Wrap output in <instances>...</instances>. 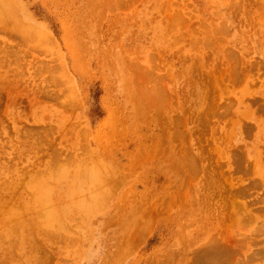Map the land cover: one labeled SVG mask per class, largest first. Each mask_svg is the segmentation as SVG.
<instances>
[{
	"label": "rangeland",
	"instance_id": "rangeland-1",
	"mask_svg": "<svg viewBox=\"0 0 264 264\" xmlns=\"http://www.w3.org/2000/svg\"><path fill=\"white\" fill-rule=\"evenodd\" d=\"M0 264H264V0H0Z\"/></svg>",
	"mask_w": 264,
	"mask_h": 264
},
{
	"label": "bare ground",
	"instance_id": "bare-ground-1",
	"mask_svg": "<svg viewBox=\"0 0 264 264\" xmlns=\"http://www.w3.org/2000/svg\"><path fill=\"white\" fill-rule=\"evenodd\" d=\"M175 25V24H174ZM178 25V24H177ZM154 78V77H153ZM148 81V80H147ZM65 82V81H64ZM145 82V81H144ZM145 84V83H144ZM152 85V84H151ZM145 88V87H144ZM153 89V88H152ZM140 90H141V87H140ZM142 91V90H141ZM148 91L151 93L152 91H150L149 89H148ZM154 95V94H153ZM163 96V95H162ZM85 147V146H84ZM69 156V155H68ZM77 157H79V156H77ZM96 160V159H95ZM47 175V174H46ZM112 190V189H111ZM88 200V199H87ZM40 204V203H39ZM82 218V217H81ZM67 226V225H66ZM3 239V238H2ZM1 239V240H2Z\"/></svg>",
	"mask_w": 264,
	"mask_h": 264
}]
</instances>
